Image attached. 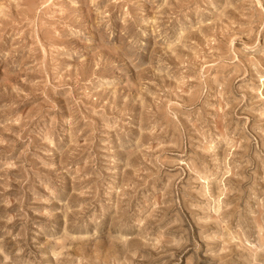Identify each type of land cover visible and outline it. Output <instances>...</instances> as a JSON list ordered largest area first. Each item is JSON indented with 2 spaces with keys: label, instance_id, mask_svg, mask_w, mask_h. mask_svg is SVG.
Wrapping results in <instances>:
<instances>
[{
  "label": "rangeland",
  "instance_id": "1",
  "mask_svg": "<svg viewBox=\"0 0 264 264\" xmlns=\"http://www.w3.org/2000/svg\"><path fill=\"white\" fill-rule=\"evenodd\" d=\"M0 264H264V0H0Z\"/></svg>",
  "mask_w": 264,
  "mask_h": 264
}]
</instances>
